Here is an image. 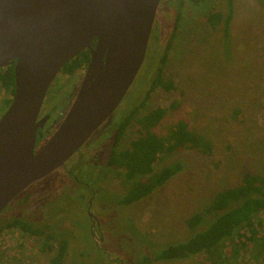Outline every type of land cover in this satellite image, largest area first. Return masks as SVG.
I'll return each instance as SVG.
<instances>
[{"label":"rangeland","instance_id":"rangeland-1","mask_svg":"<svg viewBox=\"0 0 264 264\" xmlns=\"http://www.w3.org/2000/svg\"><path fill=\"white\" fill-rule=\"evenodd\" d=\"M230 6L228 30L224 22H207L210 13L228 16ZM161 68L164 81L173 82L171 91H151ZM84 75L57 76L41 112L50 119L47 132L61 126ZM9 98L0 89V120ZM139 106L145 114L166 110L152 134L167 138L185 122L212 150L161 156L156 172L175 162L184 170L148 198L122 206L130 183L125 170L109 161L120 124ZM138 129L131 123L121 149L139 137ZM248 175L264 176V0H162L145 62L113 116L64 167L30 186L0 215V227L21 220L55 239L43 249L46 236L5 229L0 264H51L63 240L69 243L64 264H264L237 238L214 257L147 262L161 248L193 237L188 221Z\"/></svg>","mask_w":264,"mask_h":264},{"label":"water","instance_id":"water-1","mask_svg":"<svg viewBox=\"0 0 264 264\" xmlns=\"http://www.w3.org/2000/svg\"><path fill=\"white\" fill-rule=\"evenodd\" d=\"M161 1L0 0V69L15 65V95L0 120V214L64 167L113 116L145 62ZM87 50L77 97L38 150L48 91Z\"/></svg>","mask_w":264,"mask_h":264},{"label":"trees","instance_id":"trees-1","mask_svg":"<svg viewBox=\"0 0 264 264\" xmlns=\"http://www.w3.org/2000/svg\"><path fill=\"white\" fill-rule=\"evenodd\" d=\"M193 3L198 5L202 3V0H193ZM232 17L230 6L228 16L224 17L221 13H210L207 22L212 26L224 22L228 30ZM90 58L91 51L87 50L69 62L61 72L69 76L76 72L83 73L88 67ZM162 73L161 68L151 86V91L158 87L166 91L173 89V82H165ZM0 89L10 97L8 100V105H10L15 95L14 65L0 69ZM142 107H136L130 115L123 119L114 137V148L111 151L112 155L109 161L111 166L125 170L124 175L130 183L128 192L118 202L122 206H131L148 198L184 170V165L181 162H175L156 172L155 166L162 160L161 156L184 149L204 152L212 150L211 145L202 136L190 131L185 122H179L167 138L152 134L151 130L164 118L166 110L157 109L145 114L141 111ZM133 122L138 125L140 135L130 142L129 147L121 149L125 134ZM203 213L196 214L188 221L189 228L195 232L193 237L187 241L161 248L154 259H149L147 262L183 261L200 254L214 257L220 252L224 243L234 241V238L238 239L240 247L244 251H253L264 262V219L261 218L264 213V176L248 175L243 185L219 192ZM208 221L210 223L206 229L198 231ZM5 229L46 236L43 249L46 248L49 241L55 239L47 231L37 229L30 223L21 220H15L8 223L7 226L0 227V236ZM48 246L49 249H52L51 245ZM251 247L253 248L251 249ZM68 248V241H61L51 264H64Z\"/></svg>","mask_w":264,"mask_h":264},{"label":"flooded vegetation","instance_id":"flooded-vegetation-1","mask_svg":"<svg viewBox=\"0 0 264 264\" xmlns=\"http://www.w3.org/2000/svg\"><path fill=\"white\" fill-rule=\"evenodd\" d=\"M15 66V65H14ZM42 112V111H41ZM48 116L47 115H44V113L40 114V119L39 120H42L44 118H47ZM49 118V117H48ZM50 119H48V122L47 124L49 123ZM47 124L45 125V127L42 129L41 133H39V137H38V140H37V147H38V150L40 148H42L43 146L46 145V143L50 140V138L53 136L54 133H49L47 132ZM69 162V161H68ZM1 215V214H0Z\"/></svg>","mask_w":264,"mask_h":264}]
</instances>
